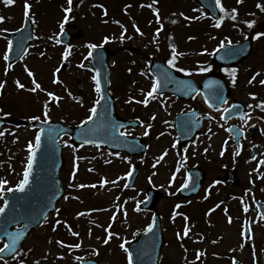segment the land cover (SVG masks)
Instances as JSON below:
<instances>
[{"label":"rangeland","instance_id":"374dc122","mask_svg":"<svg viewBox=\"0 0 264 264\" xmlns=\"http://www.w3.org/2000/svg\"><path fill=\"white\" fill-rule=\"evenodd\" d=\"M44 1L36 0L40 4H43ZM221 4L225 9L222 12L224 19L221 25H223L224 21L230 19L234 4L226 0H221ZM261 5H264V2ZM4 6L5 2L0 4V9L3 10ZM13 6H7L6 9ZM82 7L85 10L86 4L82 5ZM235 7L238 12L251 9L247 0L236 2ZM253 7L252 5L255 16H252V19H255V34H257L260 25L264 23V10ZM17 8H19V5L14 10L3 11L8 15L4 16L3 22H0L2 25V27L0 25V30H13L19 26L23 12H20ZM50 9L46 6L47 11ZM2 10H0V14ZM37 10L34 8L30 13L36 15L38 13ZM161 11L164 13V9ZM52 13L55 14V11ZM187 15L191 18H200V15L202 16L201 13L193 14L189 12ZM38 19L35 21V25L38 23L39 29L35 26V41L28 50L27 57H24L17 64L13 65L7 72L5 71L7 66L2 57L4 45L0 40V83L5 84L4 88L0 89V116L9 115V119H25L27 121H33L30 119L32 116H39L41 121L49 120L67 125L79 124L90 115L89 109L93 107L92 102L96 99V92L91 79L92 76L87 70V60L84 58L83 47L86 48L87 43L91 41L95 42L99 39L94 36L97 31L102 33L97 26L99 23L94 22L93 29L91 27L93 20L88 15L86 18L80 16L76 19V24L79 23L80 19L79 28L82 29L85 37L82 43H78L75 46V49L82 54L76 61H73L70 59L71 56L67 60L62 58V49L57 46L59 23L55 27L47 26L41 13H39ZM53 20L56 21L57 18ZM140 20L144 22L147 29L153 30V12L144 9L140 13ZM199 23L197 19H194V22H190L195 31L199 28L203 29L207 22H203V26L198 27ZM230 26V22L223 25L221 28L222 37L223 34H227L230 39H233L234 36L232 31H230ZM247 32V28L235 30V33L239 35L247 34ZM173 36H175V32ZM221 36L220 34H215V37L209 36L207 39L201 40V43L206 41V44H211L209 47H213ZM153 37L151 38L153 39ZM214 38L218 40L215 42ZM158 39L159 36H156L155 41L157 44L154 45L156 47L159 44ZM141 40L139 39V43ZM45 42L47 44L42 46ZM4 43L6 45V42ZM111 44H115L117 48V46L121 47L122 43L111 42ZM42 52L44 53L43 56L40 55ZM197 52L201 53L204 50ZM252 55L249 58L250 60L248 59L236 71V75L240 77L233 91V99L241 103L245 113L247 112V122L242 121L244 123L241 122L240 128L242 130L248 126L260 128L263 133L262 139L258 142H252L249 139L250 143L244 141L241 148L235 150L231 140L229 141L230 138L226 134V131L217 128V122L222 125L223 123L216 116L213 119L215 123V125L213 124L214 130L203 132L195 145L186 151L179 150L181 148L177 146L171 129L169 113L179 109L177 102L166 97L160 100L149 97V103L146 106L142 103H137V101H142L145 98L146 93L150 90V83L140 78V76L138 77L137 74H132L129 77H125V75V79L123 78L120 81L119 78L122 77L126 68H132L133 72L138 71L139 59L128 55L130 59L124 61L121 59V54L117 55L115 57L114 69L110 76V88L114 91L113 96H120V101L116 103L117 114L125 118H129L130 115L135 116L144 122L143 130H133L131 134H143L144 139L149 144L148 150L141 158L130 159L121 155L108 154L103 149L95 147L73 149L68 137L61 139L64 165L60 171V179L67 199L64 197L59 201L56 210L58 214L51 221L47 222L48 224L46 223L45 227L33 233L24 244L21 251L22 254L13 259L9 264H20V260H23L24 264L32 261H37L39 264H76L77 257L94 258L100 264H127L126 252L120 245L125 244V247H127L129 242L127 237L132 235L133 239L136 238L137 234L143 231L149 222V214L147 215V213L136 210L137 206L143 201L144 192L147 188H153L160 193L154 206V211L161 217L165 243L166 241L168 242L165 245L166 250L164 254V248L162 250L160 264H191L188 263L189 257L187 255V242L189 238L193 240L197 247L214 249V257L210 256V259H212L210 262H217V256L221 260L220 255L223 256L228 252H238L243 245L237 234L238 226L234 219V215H238V213L235 212L232 215L233 226L230 227L225 225L228 220L223 219L221 216L213 220L203 221V218L209 211L207 208L208 204H199V202L209 198L208 188H210L211 193L215 192L210 185L212 183L210 180L213 177L209 176L211 175L209 173L215 174L220 168L233 166L238 167L242 175L245 176V171L249 173L252 170L250 167H247L248 170L245 169L244 163L246 159L248 160L247 155L249 151H246L243 147L247 148L253 144L251 147L258 148L257 160L261 159V155L264 153V110L256 107L261 101H264V85L260 83L261 80H264V36L257 39L255 35V49ZM205 56L207 57L208 55ZM62 63H68L69 67L63 72L57 73L55 70ZM81 64H84L85 67L81 68L79 66ZM26 66L34 74L36 81L41 84V89H38L36 92L29 91L34 85L32 82L33 78L28 75ZM249 68H251V71ZM248 69V75L243 77L242 74ZM257 72L260 75L256 76V79L249 83ZM53 76L54 80L58 77L60 82L54 83ZM17 79L25 84L24 89L16 85L15 81ZM125 80V90H120V92L118 89ZM48 92L55 93L60 97V100H52L47 95ZM253 94L255 98H253ZM130 100L131 102H129ZM45 105H47V108H45ZM249 105H252V107L249 108ZM125 106L128 112L124 110ZM45 111L48 112L47 117L44 115ZM153 116H155V119H152ZM148 124L152 125L150 129L147 128ZM145 131L148 132V135H144ZM1 132L4 135L0 136V181H6L7 183L3 185V190L0 191V207L2 205V195L9 192L8 188H12L13 190L21 181V175L29 154L27 146L29 141L34 142L35 137L33 128L29 124L23 128L5 125L2 126ZM161 133H164V135H161ZM212 134L214 135L211 136ZM225 145V153L221 156L220 152ZM165 151H167V155L157 163ZM242 152L244 153L242 154ZM185 157L187 158L185 159ZM133 164L139 165V178L132 190H126V176L130 166ZM252 166L257 168V165ZM183 167H198L203 172L209 174L207 176L209 180L206 182L208 185L206 184L203 195H200L199 199L190 203H181L174 199V192L184 181V176L182 175ZM73 172L76 173L75 179H73ZM252 172L255 171L253 170ZM256 172L258 175L254 182L259 187V185L264 184V174H261L258 168ZM174 174L176 178L172 182ZM150 177L151 179H149ZM103 179L116 181V183L110 182L101 186ZM79 184L88 186L84 188L76 187ZM93 184L96 187H91ZM257 196H260V199H264V187L258 188ZM219 202L221 203V201ZM250 202L247 206L248 215L254 217V209ZM177 204L181 205L178 209L175 207ZM81 212L84 215H78ZM125 212L127 215L124 214ZM178 213H182V215L176 216ZM174 214L175 219H173ZM213 215L215 216L216 214L214 213ZM185 217L197 219L196 221L198 222L201 220L199 227L196 226L197 229H195L190 226L188 219L186 221ZM57 220L61 221L58 226L56 225ZM251 225L253 231H256L254 239L258 240L259 236L257 237V233L261 232L263 228L262 226H257L256 222H251ZM69 226H71V230H69ZM186 226L190 231L188 236L184 237L183 232ZM89 231H91V235H89ZM108 231L112 232L113 238L108 244H105L103 241L107 238ZM75 232H78L79 236L74 235L73 233ZM134 232L138 233L134 234ZM177 233H180L179 237ZM178 240L180 241L179 245ZM59 241H63L64 246H61L58 243ZM78 243L81 245L79 251H75V247H68V245ZM205 264H207V261Z\"/></svg>","mask_w":264,"mask_h":264},{"label":"flooded vegetation","instance_id":"af4514ba","mask_svg":"<svg viewBox=\"0 0 264 264\" xmlns=\"http://www.w3.org/2000/svg\"><path fill=\"white\" fill-rule=\"evenodd\" d=\"M95 5L104 4L105 7L111 10L114 9H123V13L127 16V19L124 20V28L127 29L128 36L130 38V45H129V53L140 59L142 62H144V66L148 69L151 62L162 59L165 64H168L169 59H171L173 48L172 45L175 46V51L178 54L176 59V67L173 68L171 65H169L177 75L182 77H192L194 78L198 83L204 78L209 75H214L215 77H219L224 80L225 85L227 86L228 90L230 91V99L229 103L234 102L233 99V91L235 90V86L238 83L237 78L235 77V83L232 82L233 78L231 75V69L238 70V67H240L242 64L247 62L249 58H251V53H253L255 49V40L253 41V47L249 54V57L243 62L239 63L235 66L231 67H221L216 64L207 63L205 64V67H210L209 71L203 72V77L200 81H198L193 75L189 74L188 72H180L178 71L179 68H185L189 70L191 73L194 69L192 62L194 57V41H195V32L194 30H191L189 26H185L183 21L181 20V24L179 23L176 27H174L172 30L175 32V36L172 37L170 49L168 48V45L166 44L164 47V50L158 49L156 46H154L153 42L151 43L150 37L154 36L157 26H160L159 23L160 18H157V14L154 11V9H159V13H161V10L164 9L165 14H181V13H187L189 9L193 5L192 0H156V3L153 4V0H94ZM149 4H152V7H148ZM163 5V6H162ZM165 6V7H164ZM167 7V8H166ZM147 9L148 11L153 12L154 14V27L152 29H147L144 25V22L140 20V13ZM129 19V20H128ZM158 21V22H157ZM136 27H139L143 35L138 33L136 31ZM203 30L198 33V36H202ZM210 29H206L204 31L205 34H209ZM172 34V33H171ZM255 34V28L251 27L249 28L248 33L238 39L237 42H234L233 44H236L240 42L243 38H250L252 39ZM189 37H193V39H189ZM139 39L141 40V43L139 44ZM198 43L201 42V39H197ZM138 41V42H137ZM232 44V43H231ZM197 49L201 48V45L198 44ZM225 69H228L229 71H225ZM179 101V100H177ZM197 99L189 98V100L183 102V104L178 110L177 113H190L195 115V120L198 121L200 118H202L199 113V110L196 105ZM181 102V101H179ZM200 114V115H199ZM195 121V122H196ZM239 120H232V124H239ZM212 124V120L209 117L206 123L203 125V131L206 130V128L210 129V126ZM249 129V128H248ZM246 129V132L247 130ZM250 150H253L254 148L249 146ZM254 156L256 157L257 149H254ZM264 154V153H263ZM261 155V159L257 160L253 159L251 161V164H255L254 161L257 162V165H260V161L264 160V155ZM234 172H229L230 170L224 168L220 170V175L215 178V181L217 184H221L223 189H226V191H222L221 195L223 196L221 201L229 202V204L225 205L224 209L221 208V214L223 219H227V223H225L226 226L230 227L233 226V222L231 219V222H229V216L232 218V215L237 212L238 215H234L235 223L237 224V234L239 235V239L243 242L245 241V244L242 245L240 250L238 252H228L227 254L221 256V260L219 258L218 261L215 262V264H233V259H235L238 264H264V245L258 246L256 242L252 240V231L249 229L248 226V218L250 215H248V211L245 212L243 207L248 206L249 201L250 204H252L254 209V202L257 201L255 199L256 189L253 187V182L257 179V172H250L249 174L242 175L239 170L234 167ZM255 169V168H254ZM253 170V169H252ZM257 171V170H256ZM263 171V170H262ZM261 171V172H262ZM229 178V180H227ZM207 180V177H205V181ZM253 188V190H251ZM248 192V196L244 195L243 192ZM227 195V196H226ZM226 196V197H225ZM227 210V211H226ZM253 212V211H252ZM254 213V212H253ZM254 217L257 218L258 215L255 212ZM264 222V221H263ZM244 226V229L242 228ZM264 233V231H263ZM249 234H251V238H249ZM223 239V237H222ZM244 248V253H243ZM206 250V251H205ZM192 251L193 254L191 256L192 262H195L196 264L201 263L202 261L206 260L204 257L206 254H211L214 257V249L213 248H204V247H197L195 243L192 245ZM200 252L203 254V256H200V258H197V252Z\"/></svg>","mask_w":264,"mask_h":264},{"label":"water","instance_id":"95a60500","mask_svg":"<svg viewBox=\"0 0 264 264\" xmlns=\"http://www.w3.org/2000/svg\"><path fill=\"white\" fill-rule=\"evenodd\" d=\"M100 52L103 54L101 61H95L93 64L95 68L100 69L101 90L104 95V100H102L101 104L97 106V116L86 125L77 128H69L51 123L43 124L42 128L45 129V133L42 135L41 147L36 150V159L33 164L32 175L29 177V184L25 187L23 192L16 189L14 192L4 197V202L8 201V207L5 209V213L0 215V239L4 238L6 242H8L9 238L3 235L4 231L13 233V229L18 224H23L22 228L17 230L14 229L15 232L20 230L23 233L17 242V250L19 249L21 242L29 235V233L42 223L44 217H47L54 211L58 199L64 194L58 180L59 169L62 166L63 161L60 156V148L55 146L60 137L65 134L70 135L75 147L86 144L84 143L85 139L93 140L97 144L108 145L109 149L112 144L119 145L121 150L125 151H129L128 148L131 147V145L128 144L130 142L122 141L116 136L119 126L125 125V123L117 120L113 113V104L106 89L108 69L105 60L108 53L105 50ZM234 52L235 55L232 54L233 52H228L227 54L234 57L235 60H241L245 57V55L239 54L240 51ZM248 52L249 50H246V55ZM11 57L14 56L11 55ZM99 94L101 95V93ZM114 125L115 127H113ZM98 138L103 139V141ZM111 139H115V141H111ZM130 152L131 154H139V150L137 153ZM132 179L133 177H131L130 181H132ZM199 183L198 189L202 182L199 181ZM197 185L198 183L195 184L194 188H196ZM191 190L194 191L192 188ZM182 192L188 194L186 189ZM150 194L147 199L149 207L152 206L153 200L155 199V193L150 192ZM154 219L155 224L152 231H147L142 235V237L145 238L146 244L151 247L150 250H152V253H150L148 249L147 251L144 250L140 255H137L135 263L141 260L149 264L151 259V264H158V252L161 246V238L158 226L156 225V217H154L153 220ZM12 254L13 253L5 252L1 255L6 258Z\"/></svg>","mask_w":264,"mask_h":264},{"label":"snow or ice","instance_id":"6c2138e0","mask_svg":"<svg viewBox=\"0 0 264 264\" xmlns=\"http://www.w3.org/2000/svg\"><path fill=\"white\" fill-rule=\"evenodd\" d=\"M4 2H5V4H7V5H12V4H14L15 0H4ZM82 2H83V0H81V3H82ZM238 2H242V0H238ZM155 3H156V0H153V4H155ZM215 4H216L217 6H219L220 11H222V12L225 11L223 5L221 4V0H215ZM67 5H68V6L64 8V12L70 14V13H72V11H73V8H72L73 0H67ZM24 7H25V16L27 17V16L29 15V9L31 8V5L28 3V0H25V6H24ZM100 7L103 8L104 6H103V5H100ZM148 7L151 8V7H152V4H149ZM257 7H258V8H261L262 10H264V5L257 4ZM154 11L156 12V14H157V18H158V17H159V9H154ZM231 11H232L233 13H236L237 10H236L235 8H233ZM104 15H107V9H106V8L104 9ZM181 15H183V13H181ZM236 18H237L236 15H232V16H231V19H233V20H236ZM4 19H5L4 16H0V22H3ZM189 19H195V18H189ZM222 19H223V18H221L220 20L217 21V23L215 24V27H217V28L220 27V25H221V23H222ZM64 20L67 21V20H68V16H65V17H64ZM157 22H158V21H157ZM115 23L120 24L121 22H120L119 20H117V21H115ZM246 23L248 24V27L251 28V27H253L255 21H246ZM60 27H61V30H63L64 25L61 24ZM121 27L123 28V25H121ZM126 31H127V29L124 28V30L121 32V35H120V39H121V40H124V39H125V35H124V33H125ZM136 31H137L138 33H140L141 35H143V33L141 32V30L139 29V27H136ZM159 33H160V29L158 28V29L156 30V36H157V37L159 36ZM261 36H264V32H258V33L256 34V38H257V39L260 38ZM189 39H193V37H189ZM103 41H104V44L108 43V41H109V37H107V36L104 37V38H103ZM57 43H60V41L58 40ZM227 43H228V44H231L232 41L229 39V40H227ZM7 47H8V52H10V51L12 50V42H11V41L8 42V46H7ZM87 47H88L89 49H97V48H102V47H103V44L98 45V44H96V43H89V44L87 45ZM224 47H225V42H224V41H221V43H220V45H219V48H224ZM172 48H173V53H172L171 59H169V61H168V64L171 65L173 68H175V67H176V59H177V55H178V54H177L176 51H175V46H174V45H172ZM205 51H206V50H205ZM8 52H6L5 55H4V60H5V61H7V60L9 59ZM26 54H27V53H24V55H26ZM69 54H70V52H69V51H66V52L64 53V57H63V58H64L65 60H67ZM232 54L235 55V52H233ZM40 55L43 56L44 53L42 52V53H40ZM88 57H93V52H92V51H89V52H88ZM22 58H23V56H21V59H22ZM86 59H87V57H86ZM96 59H97V62H100V57H97ZM79 66H80L81 68L85 67L84 64H81V65H79ZM12 67H13V65L9 63V64L7 65V68H6L5 71L7 72V70H8V69H11ZM93 67H94V70H95V74L91 77V79L95 82V91L98 92V93H101V95H100L99 99H97V100L94 102V106H93L91 109H89L90 115L87 116V119H86V120H84V121L81 122L82 124H85V125L88 123V121L93 120V118H94L95 116H97V114H98L97 106H99V105L101 104V101L104 100V95H103L102 90H101V73H100V69H99V68H95L94 65H93ZM26 70L28 71V75L31 76V77L33 78V79H32V82H33V85H34V87H32L31 89H29V91H31V92H36L38 89H41V84L38 83V82L36 81L34 74L31 72V70H28V69H27V66H26ZM209 70H210V67H201V68H199V71H201V72H206V71H209ZM55 71H56L57 73L60 72V68H57ZM129 71H131V69H129ZM178 71H180V72H188V73L190 74L189 70H187V69H185V68H182V67L179 68ZM225 71L227 72V71H229V70H228V69H225ZM231 75H232V78H233L232 82L235 83V82H236V81H235V77H236V69H231ZM258 75H260L259 72H257V73L251 78V80L249 81V83H251L252 81H254V80L256 79V76H258ZM53 82H54V83H58V82H60V81H59V78L57 77ZM15 83H16V85H17L19 88H21V89H24V88H25V84L21 83L19 79H17V80L15 81ZM109 83H110V81H109ZM260 83H261L262 85H264V80H261ZM4 86H5L4 83H0V89H3ZM159 89H160V81H159V80H156V81L151 85V89L146 93L145 98H144L142 101H137V103H142V104H144V105L146 106V105L149 103V99H148V98H149V97H151V98H155V95H154V94L158 93ZM47 95H48L50 98H52V100H55V101H59V100H60V97L57 96V95H56L55 93H53V92H48ZM70 95H71V93H70ZM217 98H218L222 103H226V101L223 99V97H222L221 95H219V93H217ZM253 98H255L254 94H253ZM129 102H131V100H130ZM248 107L251 108L252 105H249ZM256 107L261 108L262 110H264V101H261L258 105H256ZM45 108H47V105H45ZM106 111H107V110H106ZM224 111H225V112H228V109L225 108ZM6 115H7V113H6ZM44 115H45V117H47V116H48V112L45 111V112H44ZM242 115H243V114H242ZM30 119H31V120H36V121H38V120H40V117H39V116H32ZM152 119H155V116H153ZM246 122H247V120H245V123H246ZM140 123L143 124L144 122H143V121H140ZM166 123H167V122H166ZM113 127H115V125H114ZM120 127H123V125H120ZM151 127H152L151 124H148V125H147V128H148V129H150ZM229 131H233V129H229ZM235 131L237 132V134H239V133L242 132L243 130H242V129H235ZM44 133H45V129H44V128H40L39 131L37 132L36 136H35V141H34V143H33L32 141H29V143H28V146H27V147H28L29 155H28V158H27V167H26V169H25V171H24L23 179H22V180L16 185V188H17L19 191H21V192H23V191L25 190V187H26V186L29 184V182H30V181H29V177L32 175L33 164L35 163V159H36V150L39 149V148L41 147V145H42V135H43ZM3 135H4V133H3V132H0V136H3ZM120 135L123 136V135H125V133H120ZM144 135H148V132L145 131V132H144ZM161 135H164V133H161ZM84 143H86V144H90V143H95V141L90 140V139H85ZM173 147H175V145H173ZM185 151H186V150H185ZM116 155H119V154L117 153ZM166 155H167V151H165V152L161 155V157L159 158V160L157 161V163H159L160 160H163V159H164V156H166ZM221 155H223V152L221 153ZM186 158H187V157H185V159H186ZM252 159H256V157L253 156ZM260 164H264V160H261V161H260ZM153 167H155V165H153ZM177 171H179V169H177ZM131 174H132V173L129 172L127 175H128V176H131ZM72 175H73V179H75V175H76V173L73 172ZM175 178H176V177H175V174H174L173 177H172V182L175 181ZM149 179H151V177H150ZM191 179H192V177H191V175H189V176L187 177V179L185 180L184 184L181 185V187H182V188H186V187H188V183L191 181ZM110 182L113 183V184L116 183V181H108L107 179H103V180L101 181V186H103V185H105V184H108V183H110ZM5 183H7V182H6V181H0V191L3 190V185H4ZM87 186H88V185H85V184H79V185H76V187H79V188H84V187H87ZM91 187H96V185L93 184V185H91ZM125 187H127V185H125ZM7 190H8V191H12V188H8ZM77 198H78V197H77ZM65 199H67V197H65ZM218 206H219V205H217V207H218ZM7 207H8V201H5V202H4V206H3V207H0V215H2V214L5 213V209H6ZM175 207L178 209V208L181 207V205H180V204H177ZM136 210L139 211V206H137ZM210 211H211V210H210ZM226 211H227V210H226ZM244 211H245V212L248 211L247 206H245ZM124 214L127 215L126 212H125ZM78 215H81V216H82V215H84V213L81 212V213H79ZM44 219L47 220V217L45 216ZM173 219H175V214H174V216H173ZM187 219H188V218L185 217V220H186V221H187ZM231 219H232V218L229 216V222H231ZM60 223H61L60 220H57V221H56V225H57V226H58ZM65 223H66V222H65ZM154 224H155V219L153 220V223H152V224H149V225H148L146 231H152V229H153V227H154ZM54 230H55V228H54ZM69 230H71V226H69ZM189 231H190V229L186 226L185 229H184V232H183V236H184V237L188 236ZM73 234L76 235V236H79V233H78V232H75V233H73ZM3 235H4V236H7V237L9 238V241L6 242V243H4V246H3V247H0V254L5 253V252H10V253H13V258L15 259L16 256L19 255V253L17 252V249H16V245H17L18 240H19V239L21 238V236L23 235V233H22L20 230H18L15 234H13V233H11V232L4 231ZM89 235H91V231H89ZM177 236L179 237V236H180V233H177ZM112 238H113V234H112V232H111V231H108L107 238L104 239L103 242H104L105 244H108L109 241H110ZM181 238H182V237H181ZM249 238H251V234H249ZM58 243H60L61 246H64V242H63V241H59ZM125 243H126V242H125ZM80 246H81V245H80L79 243H78V244H75V245H68V247H70V248H71V247L79 248ZM120 246H121V248H123L124 251L127 253V264H133V254H132V252H130V251L128 250V248L125 247V244H121ZM201 255H202V253L197 252V258H198V259L200 258ZM3 259H4V257H3L2 255H0V260H3ZM77 259H80V258L77 257ZM20 264H24V261H23V260H20ZM233 264H238V262H237L235 259H233Z\"/></svg>","mask_w":264,"mask_h":264}]
</instances>
